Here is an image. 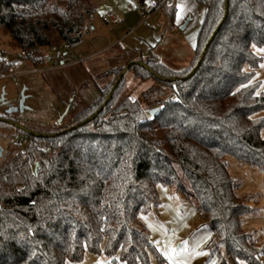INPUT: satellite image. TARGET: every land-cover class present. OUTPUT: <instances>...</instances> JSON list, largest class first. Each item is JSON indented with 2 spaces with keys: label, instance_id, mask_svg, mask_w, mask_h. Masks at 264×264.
Returning <instances> with one entry per match:
<instances>
[{
  "label": "trees",
  "instance_id": "16d2710c",
  "mask_svg": "<svg viewBox=\"0 0 264 264\" xmlns=\"http://www.w3.org/2000/svg\"><path fill=\"white\" fill-rule=\"evenodd\" d=\"M196 1L206 15L187 68L173 70L137 49L125 54V67L142 62L162 87L133 99L126 75L112 90L123 72L114 68L107 73L114 83L69 123L40 127L0 115V127L11 135L26 134L7 121L49 136H28V144L12 149L0 165V264H72L87 252L124 264H149L151 254L161 259L140 221L161 206L160 185L187 195L189 186L213 235L207 248L214 264H264V243L245 229L253 207L238 194L227 161L264 174V90L256 78L264 0ZM101 3L0 0V34L37 66L47 47L79 45L77 33L91 26ZM155 8L174 22L175 6L158 1ZM128 74L156 78L139 65Z\"/></svg>",
  "mask_w": 264,
  "mask_h": 264
},
{
  "label": "rangeland",
  "instance_id": "374dc122",
  "mask_svg": "<svg viewBox=\"0 0 264 264\" xmlns=\"http://www.w3.org/2000/svg\"><path fill=\"white\" fill-rule=\"evenodd\" d=\"M142 1L147 6L146 10L150 11L149 13L151 14L148 20H144L141 17L142 8L145 9V7L139 0H102L96 19L102 18L108 11H111L115 15L117 23L121 19L120 26H123V20L127 26L125 33L122 30L110 32L111 28L114 27L110 24L101 26L105 33L110 34V41L116 40L123 33V37L115 41L117 47L109 51L110 55L118 57L114 59L101 56L103 58L102 68H105L106 64L107 66L110 64L111 67L123 69L124 71L126 68L125 63L116 65L128 59L120 56V48L127 51L140 50L144 57L149 56L150 52L155 49L164 48L165 52H162L161 55L164 61L167 60V57L172 56L165 62H168V66L172 69L181 70L185 65L186 57L188 55L194 56L196 36L205 14V7L195 0H168L167 2L175 4L176 7L177 5L181 6L179 18L177 16L175 22V25L179 22L180 25L173 27V34L170 35V29L167 26L168 19L160 11L152 13L149 5V3L153 4L158 1H161V4L164 5L166 4L164 0ZM183 18H186V20L184 21ZM190 19L192 21L189 25L182 29ZM92 34L94 32H89L83 37L81 49L85 50L84 54L97 50L95 45L93 46L92 42H89L91 36H93ZM7 41L0 34V50L7 53L6 63L1 62L0 53V115H8L11 109H17L21 92L25 90L24 111L13 113L21 121L40 127L69 123L80 111L89 107L98 99L101 89L114 83L113 76L107 74L114 68H110L108 72L94 78L90 77L85 67L87 64L84 55L80 56L77 53L80 44L71 47L70 52L73 58L65 57V61L71 63L72 59L75 61L80 59L82 62L83 59L82 63L73 68H63V70H58L46 76L29 73L28 67L23 60L16 58L20 51L10 47ZM168 43H175L178 46L169 48L167 47ZM173 49L177 57L172 52ZM257 52L263 57V61L256 71V78L261 81L264 90V52L260 50ZM46 59L48 60L49 57H46ZM7 66H9L8 70H5ZM14 73L20 74L17 82L12 78ZM126 76L128 78L126 94L133 99L141 98L143 92L151 87L161 86L158 79L154 77L146 81H140L134 79L128 72ZM74 99V104L70 109L69 104ZM11 133V130L0 127V146L4 152L3 157L0 159V165L7 153L12 150H7L9 148L7 138ZM227 161L230 173L236 178L240 186L238 194L242 197L248 196V204L253 207V211L246 218L245 229L249 232L252 239L256 240L255 238L259 235H264V174L260 173L257 168L241 164L231 157H228ZM186 188L188 195L176 193L170 187L160 185L159 197L161 206L158 211L140 216V221L149 230L152 243L162 257L159 259L156 255L151 254L149 264H169V261L162 255L165 248L169 246L176 249L178 254L176 259L180 261V264L215 263V260L210 258L207 248L210 239L213 238L212 232L197 209V204L191 196V189L189 186ZM259 242L264 243V241ZM185 249L187 250L185 251ZM201 256H204L206 260L202 262L199 259ZM97 262H101V264H117L118 261L115 262L104 254L95 256L87 252L82 261L72 264H97Z\"/></svg>",
  "mask_w": 264,
  "mask_h": 264
},
{
  "label": "crops",
  "instance_id": "0c3cea01",
  "mask_svg": "<svg viewBox=\"0 0 264 264\" xmlns=\"http://www.w3.org/2000/svg\"><path fill=\"white\" fill-rule=\"evenodd\" d=\"M140 1V3L141 4H145L142 0H139ZM168 0H164V3H166V5H173V6H175V4H173V3H170V2H167ZM170 1V0H169ZM196 1V0H195ZM155 3L156 2H154L153 4H151V3H149V5H150V7H151V12L153 13V12H161L162 13V11L159 9V8H155ZM162 5V4H161ZM144 7H145V9H143L142 8V10L143 11H145L146 10V7L147 6H145L144 5ZM176 7V6H175ZM176 9H177V7H176ZM147 11V10H146ZM145 11V12H146ZM150 12V11H149ZM148 11L146 12L148 15H149V18H150V16H151V14L149 13ZM163 14V13H162ZM106 15V14H105ZM205 15H206V9H205V14H204V17H203V20H204V18H205ZM163 16H164V14H163ZM104 17V16H103ZM103 17L102 18H99V19H95L94 20V22L91 24V26H90V29H91V31L90 32H94V34H92L93 36H91V38H90V41L89 42H92V44H93V46L95 45V47L97 48V50H95L94 52H92V53H87V54H84V51L85 50H83V49H81L82 48V45L83 44H81L80 43V45L78 46V48H79V51L77 50V53H78V55H84V57H85V62H86V70L89 72V74H90V77L91 78H94L95 76H98V75H101V74H104V73H106V72H108V70H110V68H114V67H111V65L109 64L108 66H107V64H106V67L105 68H102L103 67V56H105L106 58H117L118 56H116V55H110L109 54V51L110 50H112L113 48H116L117 47V44H115V41L117 40V39H119L120 37H123V33L120 35V37H117L116 38V40H112V41H110V34H107V33H105L104 31H103V29H102V27L101 26H103V24L104 25H108V24H105L103 21H102V19H103ZM141 17H142V15H141ZM165 17V16H164ZM148 18V19H149ZM166 18V17H165ZM143 19V18H142ZM147 19V20H148ZM168 19V18H167ZM176 19H177V12H176V17H175V19H174V22L173 23H171L170 22V20L168 19V28L170 29L169 30V34L170 35H172L173 34V30H174V28L173 27H176V25H180V22L178 23V24H176L175 25V22H176ZM184 19V21L186 20V18H183ZM164 20V19H163ZM163 20H162V24H163ZM203 20H202V22H201V25H202V23H203ZM120 21H121V19L120 20H118V23L114 26V27H112L111 28V31L110 32H113L114 30H119V31H124V33H125V31H127V26L125 25V21L123 20V26H120L119 24H120ZM192 21V19H190L189 21H187L186 22V24L183 26V27H187L188 25H189V23ZM111 25V24H110ZM113 26V25H112ZM184 28V29H185ZM200 28H201V26H200ZM200 30V29H199ZM198 33H199V31H198ZM197 36H198V34H197ZM197 36H196V40H197ZM102 42V43H101ZM175 42V41H174ZM99 45V46H98ZM169 45V46H168ZM168 45H167V47H169V48H175V47H177L178 46V44H175V43H168ZM195 46H196V42H195ZM160 48V47H159ZM121 49V54H120V56L121 57H124V58H126V56H125V54L126 53H128V52H131V51H127V50H124L123 48H120ZM136 50V49H135ZM162 52H165V49L164 48H162V49H155L154 51H151L150 53L152 54V55H154V56H156L158 59H159V61L162 63V64H164V65H166L167 67H169L168 66V62H165V61H167V60H169L172 56H170V57H167V60H165L164 61V59L162 58ZM173 53H174V49H173V51H172ZM44 53H45V50H44ZM170 55V54H169ZM174 55L177 57V55L174 53ZM46 56V55H45ZM102 56V57H101ZM194 56H195V51H194ZM194 56L192 57L191 55H188L187 57H186V59H185V65H184V67L183 68H181V70L182 69H184V68H187L191 63H192V61H193V58H194ZM65 57H69V59H71V58H73L72 57V55L71 54H67V55H65L64 57H63V61L65 62V63H67V64H69L67 67H65L66 69H68V68H73L74 66H77L78 64H80V63H75L76 61L74 60V59H72L73 61L70 63H68V61H65ZM173 60H175V58H173ZM126 61L127 60H124V61H121V62H119V63H117L116 65H119L120 63L121 64H123V63H126ZM82 62H83V59H82ZM81 62V63H82ZM105 62V61H104ZM75 63V64H74ZM170 65V64H169ZM169 68H171V67H169ZM172 69V68H171ZM58 70H63V68L62 69H50V68H48L47 70H44L41 74L42 75H49V74H51V73H54V72H56V71H58ZM174 70V69H173ZM108 78V77H107ZM258 236V235H257ZM256 240H259V241H264V235H259L258 237H256L255 238ZM199 259L203 262V261H205L206 260V258L204 257V256H201V257H199Z\"/></svg>",
  "mask_w": 264,
  "mask_h": 264
},
{
  "label": "built area",
  "instance_id": "2783aa9c",
  "mask_svg": "<svg viewBox=\"0 0 264 264\" xmlns=\"http://www.w3.org/2000/svg\"><path fill=\"white\" fill-rule=\"evenodd\" d=\"M142 18L144 20H147L149 15L145 11H141ZM103 22L105 24H111L115 26L117 24V19L115 15L111 12L108 11L106 15L103 17ZM91 31L90 27L86 26L82 28L78 33V37H84L86 34H88ZM71 46L69 44H64L62 46H50L45 49V55L46 57H49V59H44L39 62L37 66H31L27 64L23 59V57L26 56L24 51H21L19 55L16 56V58L23 60V62L27 65L28 67V72L31 74H41L44 70H47L48 68L50 69H62L67 67L69 64L65 63L63 61V57L67 54H71ZM1 53V62L6 63V52L3 50H0ZM75 63H81V60L78 59ZM74 63V64H75ZM20 74L14 73L12 78L14 81H18ZM8 143H9V148L7 149L8 151L13 149V148H23L25 147L28 142H29V137L28 135L21 134L19 132L10 135L8 138ZM44 147L49 150L50 146L48 144H44ZM117 264H124L122 262H117Z\"/></svg>",
  "mask_w": 264,
  "mask_h": 264
},
{
  "label": "water",
  "instance_id": "95a60500",
  "mask_svg": "<svg viewBox=\"0 0 264 264\" xmlns=\"http://www.w3.org/2000/svg\"><path fill=\"white\" fill-rule=\"evenodd\" d=\"M227 14L225 15V18H226ZM185 27H182V29H184ZM205 55H206V50H204L203 54L201 55L195 69L193 70L192 73H195L196 70L201 66L204 58H205ZM132 65H139L143 68H145L146 70H148L152 75L156 76L146 65H144L142 62H138V61H135V62H132L131 64H129L125 69L124 71L122 72V74L120 75V77L117 79L116 83L114 84L112 90H115L116 87L118 86L119 82L121 81L122 77L126 75V73L128 72V69L129 67H131ZM156 78L160 79V77L156 76ZM164 80V79H162ZM171 81H174V79H172ZM25 91V90H24ZM24 91L21 92V95H20V101H19V106L17 109H11L9 112H8V115H11L13 114L14 112H23L25 107H24V103H25V96H24ZM111 99V96H109L106 101L104 102L103 106L98 110V112L92 117L90 118V120H93L100 112L101 110L107 105V103L110 101ZM158 109H153L151 111V115H154L155 112H157ZM8 123L14 125V127H16L17 129H20L22 130L26 135L30 136H36V137H49L47 135H40V134H35V133H32L31 131L25 129L22 125H20L19 123H14V122H11V121H7ZM85 124V123H83ZM78 126H75V127H72V128H69V129H66L64 130L61 134H66V133H70L72 132L74 129H77ZM3 157V149L2 147L0 146V159ZM38 167H39V164H36V167H35V172H37L38 170Z\"/></svg>",
  "mask_w": 264,
  "mask_h": 264
},
{
  "label": "snow or ice",
  "instance_id": "6c2138e0",
  "mask_svg": "<svg viewBox=\"0 0 264 264\" xmlns=\"http://www.w3.org/2000/svg\"><path fill=\"white\" fill-rule=\"evenodd\" d=\"M180 11H181V6L177 5V16L179 18L180 15ZM261 52H264V49L260 50ZM187 249H185L186 251ZM195 250V249H193ZM162 255L165 257V259H167L169 261V264H180V261L176 259L177 251L175 248L172 247H166L164 252L162 253ZM97 264H101V262H97Z\"/></svg>",
  "mask_w": 264,
  "mask_h": 264
},
{
  "label": "flooded vegetation",
  "instance_id": "af4514ba",
  "mask_svg": "<svg viewBox=\"0 0 264 264\" xmlns=\"http://www.w3.org/2000/svg\"><path fill=\"white\" fill-rule=\"evenodd\" d=\"M3 155H4V152H3Z\"/></svg>",
  "mask_w": 264,
  "mask_h": 264
}]
</instances>
